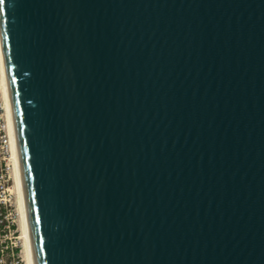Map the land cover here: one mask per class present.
I'll return each instance as SVG.
<instances>
[{
  "label": "water",
  "instance_id": "water-1",
  "mask_svg": "<svg viewBox=\"0 0 264 264\" xmlns=\"http://www.w3.org/2000/svg\"><path fill=\"white\" fill-rule=\"evenodd\" d=\"M36 264H264V0H0Z\"/></svg>",
  "mask_w": 264,
  "mask_h": 264
},
{
  "label": "rangeland",
  "instance_id": "rangeland-1",
  "mask_svg": "<svg viewBox=\"0 0 264 264\" xmlns=\"http://www.w3.org/2000/svg\"><path fill=\"white\" fill-rule=\"evenodd\" d=\"M10 134L7 119V109L5 104V94L3 87V78L0 63V199L3 198L6 203L1 205L0 214L1 234H8L11 240L8 242L16 244L18 264H27L24 240L22 238V224L20 215V205L18 189L16 184L15 166L10 148ZM11 222V233L9 234L6 226Z\"/></svg>",
  "mask_w": 264,
  "mask_h": 264
},
{
  "label": "bare ground",
  "instance_id": "bare-ground-1",
  "mask_svg": "<svg viewBox=\"0 0 264 264\" xmlns=\"http://www.w3.org/2000/svg\"><path fill=\"white\" fill-rule=\"evenodd\" d=\"M0 63H1V72H2L3 87L5 94V104L7 109L8 127L10 134V146H11L10 148L12 150V158L15 166L16 184H17L18 196H19L20 215H21V224H22L21 226L23 230L22 238L24 240V245H25L27 264H36L32 235H31V227L29 221V214H28L27 202L25 197V187H24L23 172L21 167V160L19 155V146H18V139L16 133L15 118H14L12 100H11L10 89L7 80V73L5 68L4 56H3L1 34H0Z\"/></svg>",
  "mask_w": 264,
  "mask_h": 264
},
{
  "label": "built area",
  "instance_id": "built-area-1",
  "mask_svg": "<svg viewBox=\"0 0 264 264\" xmlns=\"http://www.w3.org/2000/svg\"><path fill=\"white\" fill-rule=\"evenodd\" d=\"M0 203H6L3 198L0 199ZM2 213V207L0 205V214ZM4 222V221H3ZM0 221V264H18L17 253L15 246L16 244H10L8 240H11L10 235L1 234V223ZM8 227L9 234L11 233V222L6 225Z\"/></svg>",
  "mask_w": 264,
  "mask_h": 264
}]
</instances>
